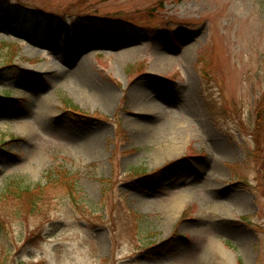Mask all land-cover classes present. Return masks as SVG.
<instances>
[{
    "label": "rangeland",
    "instance_id": "1",
    "mask_svg": "<svg viewBox=\"0 0 264 264\" xmlns=\"http://www.w3.org/2000/svg\"><path fill=\"white\" fill-rule=\"evenodd\" d=\"M0 264H264V0H0Z\"/></svg>",
    "mask_w": 264,
    "mask_h": 264
},
{
    "label": "bare ground",
    "instance_id": "2",
    "mask_svg": "<svg viewBox=\"0 0 264 264\" xmlns=\"http://www.w3.org/2000/svg\"><path fill=\"white\" fill-rule=\"evenodd\" d=\"M125 52H127L129 55H132L133 50L132 49H126V48L122 49V51L120 52V53H122V56H120V57L123 59V61H126V58L123 55V53H125ZM172 55H173L172 53H166V51H160V54L158 55V60L156 62L157 66H158V67H156V71L159 68H160L159 70L161 71L162 69H165L166 66L171 65L172 62L169 61V58ZM86 63H87L86 58H82L81 60H79L78 66H77L78 68L76 70V72H78V74L87 75L86 72H88V68L86 67ZM47 72H49V71H46L45 73H47ZM76 87H78V89L80 91H82L84 94H86L88 97L96 98L100 101L107 102L112 96V93H110L109 91H106V90H103L100 88H94L91 85L88 86V85H84L82 83H78L76 85ZM151 104H153V106L150 107V109L153 110V114L156 115V117L158 116V119H166L167 120V121H162V123L164 122V125L166 124L165 126L172 125L175 122L174 120L176 118H178V116H179L177 114V116H175V118L174 117H164V116H162V117L160 116V118H159V115H157L158 111L155 109L160 108V109L167 110V111H170L172 109L169 106L165 105L164 103L152 102ZM178 126L181 127V125H178ZM189 194H191V193H189ZM186 197H187V194L182 195V196L180 195L179 197H177L175 199V204H173L174 205L173 210H175L176 212H180L182 210L183 206L188 202V198H186ZM230 208L231 207L229 205H227V209L230 210ZM220 212H221V210H220ZM220 251L223 253L226 252V250L223 247H220Z\"/></svg>",
    "mask_w": 264,
    "mask_h": 264
},
{
    "label": "trees",
    "instance_id": "3",
    "mask_svg": "<svg viewBox=\"0 0 264 264\" xmlns=\"http://www.w3.org/2000/svg\"><path fill=\"white\" fill-rule=\"evenodd\" d=\"M6 98L9 99L8 96ZM67 105L69 108H71L74 111V106H72L71 104H67ZM52 177H55V179H56V177L60 178V175L52 172L51 179H52ZM53 180H54V178H53ZM75 188L78 189L77 186H75ZM15 190H17V193H18V195H17L18 201H19L20 197H22V196H27L29 198V204L21 206L18 208L19 209L18 212L21 216H25L24 210H23V208L25 206L27 207L28 211L32 214L36 213V212L43 213L45 211V210H43V208H45L47 206L46 188L41 187V186H39V187L17 186L15 188ZM65 195L68 196L70 198V200H73L75 198L74 193H66Z\"/></svg>",
    "mask_w": 264,
    "mask_h": 264
}]
</instances>
